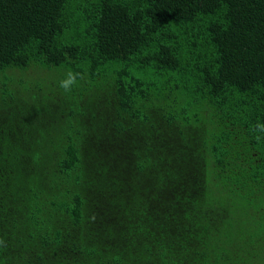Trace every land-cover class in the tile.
Returning <instances> with one entry per match:
<instances>
[{
	"label": "trees",
	"instance_id": "trees-1",
	"mask_svg": "<svg viewBox=\"0 0 264 264\" xmlns=\"http://www.w3.org/2000/svg\"><path fill=\"white\" fill-rule=\"evenodd\" d=\"M257 122L264 0H0V264H264Z\"/></svg>",
	"mask_w": 264,
	"mask_h": 264
},
{
	"label": "clouds",
	"instance_id": "clouds-1",
	"mask_svg": "<svg viewBox=\"0 0 264 264\" xmlns=\"http://www.w3.org/2000/svg\"><path fill=\"white\" fill-rule=\"evenodd\" d=\"M78 79H83L82 74L78 72L69 71L66 75V78L60 81V87L65 91L68 92L72 89V87L77 83ZM255 130L260 133L264 134V123L257 122L254 126Z\"/></svg>",
	"mask_w": 264,
	"mask_h": 264
}]
</instances>
